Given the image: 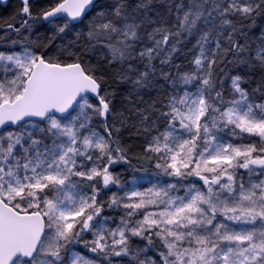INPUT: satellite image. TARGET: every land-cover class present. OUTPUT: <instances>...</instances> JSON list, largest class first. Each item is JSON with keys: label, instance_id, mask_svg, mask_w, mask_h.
Segmentation results:
<instances>
[{"label": "snow or ice", "instance_id": "snow-or-ice-1", "mask_svg": "<svg viewBox=\"0 0 264 264\" xmlns=\"http://www.w3.org/2000/svg\"><path fill=\"white\" fill-rule=\"evenodd\" d=\"M0 264H264V0L0 17Z\"/></svg>", "mask_w": 264, "mask_h": 264}, {"label": "trees", "instance_id": "trees-1", "mask_svg": "<svg viewBox=\"0 0 264 264\" xmlns=\"http://www.w3.org/2000/svg\"><path fill=\"white\" fill-rule=\"evenodd\" d=\"M19 4L20 2L18 0H11L6 8L0 5V17L7 18L16 10V8L19 7ZM117 171H120L124 175H127V172L123 168H117Z\"/></svg>", "mask_w": 264, "mask_h": 264}, {"label": "water", "instance_id": "water-1", "mask_svg": "<svg viewBox=\"0 0 264 264\" xmlns=\"http://www.w3.org/2000/svg\"><path fill=\"white\" fill-rule=\"evenodd\" d=\"M11 0H0V5L6 8ZM20 1V0H19Z\"/></svg>", "mask_w": 264, "mask_h": 264}]
</instances>
